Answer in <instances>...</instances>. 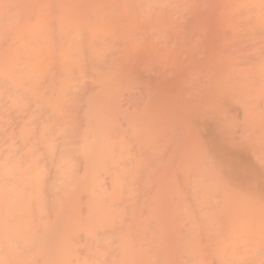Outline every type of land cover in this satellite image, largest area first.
<instances>
[{
	"label": "bare ground",
	"instance_id": "1",
	"mask_svg": "<svg viewBox=\"0 0 264 264\" xmlns=\"http://www.w3.org/2000/svg\"><path fill=\"white\" fill-rule=\"evenodd\" d=\"M0 264H264V0H0Z\"/></svg>",
	"mask_w": 264,
	"mask_h": 264
}]
</instances>
